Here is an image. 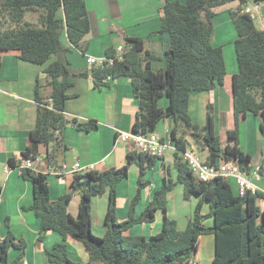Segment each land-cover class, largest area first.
Wrapping results in <instances>:
<instances>
[{"label":"trees","instance_id":"obj_1","mask_svg":"<svg viewBox=\"0 0 264 264\" xmlns=\"http://www.w3.org/2000/svg\"><path fill=\"white\" fill-rule=\"evenodd\" d=\"M163 3L161 27L157 34L167 35L169 48L165 54V66L154 71L152 62L157 57L146 49L145 40L124 37V52L121 57L117 49L109 47L102 66H93L91 75L94 87L109 86L110 79L128 77L133 93L139 101V111L132 124V132L147 135L155 132L161 121L171 119L173 127L170 141L175 147L174 166L178 171L174 180L166 170L162 185L152 201L140 215L136 207L141 201L142 191L149 185L144 181L146 170L152 168L156 159L128 148L126 163L105 171L90 170L75 173L71 192L58 200L50 198L48 175L31 168H21L23 161L32 162L41 158L39 147L46 145L48 153L44 161L49 169L59 166L58 152L62 130L68 125L64 112L71 96L72 87L69 50L61 41L66 30L70 44L79 48L91 31V22L85 0H0V52H14L24 62L44 65L52 55L58 59L44 70L51 87V94L43 97L36 87L38 104L37 122L30 132L29 144L19 160L9 159L13 168H18L21 177L30 182L33 203L24 210L32 211L41 220V236L55 232L62 237L46 256L53 264H197L200 237L213 235L215 254L211 264H264V194L251 192L240 197L232 186L222 178L200 182L191 173L183 153L191 147L189 137L199 148L207 149V161L233 160L242 170L251 172V156L240 150L239 126L248 115L261 118L260 132L264 151V27L259 29L255 21L243 12L247 0H186L185 3L160 0ZM237 2L239 7L230 11L236 28L234 47L238 71L232 77L234 129L227 131L223 145L215 133L213 107L208 105L204 125L194 123L189 114V99L192 92H211L224 83L227 74L226 62L221 47L213 44L215 9ZM258 2V1H257ZM63 10L64 19L58 17ZM36 14L35 22L26 16ZM2 57L0 55V71ZM87 76V73L82 74ZM167 98L163 108L159 101ZM74 120V124L77 125ZM86 132L98 129L96 121L81 124ZM139 165L137 193L130 202L128 217L120 221L117 217L118 185L128 177L132 164ZM183 186L184 198L195 197L198 203L193 217L185 230L178 229L177 220L168 216V194L174 187ZM109 191V205L105 216L106 233L97 237L92 233L91 203L93 197ZM74 194L80 195L78 219H73L68 206ZM208 203L210 211L202 213ZM157 212L162 213L161 231L146 239L144 236H127L125 232L139 224L152 223ZM212 218L213 225L204 221ZM8 225V221H7ZM9 227V226H8ZM68 237L81 243L89 255V262L76 263L69 258L66 240ZM12 248L21 250V259L26 248L24 239H17L9 229L5 238L0 236V264H17L10 261Z\"/></svg>","mask_w":264,"mask_h":264},{"label":"crops","instance_id":"obj_2","mask_svg":"<svg viewBox=\"0 0 264 264\" xmlns=\"http://www.w3.org/2000/svg\"><path fill=\"white\" fill-rule=\"evenodd\" d=\"M91 22V31L84 38L79 48L73 47L67 37L66 30L61 36L62 44L69 50L67 59L70 62L69 80L72 87L68 90L71 96L67 100L64 115L68 125L62 130L58 152L59 166L49 169L44 156L48 147H39L41 158L33 162L35 172L48 175L50 198L58 200L62 195L71 192V183L76 172L74 167L79 164L84 171H105L123 166L127 160L128 146L117 140L120 132H132V124L139 111V101L133 93L131 80L128 77H119L109 80V86L95 88L91 70L93 68L87 61L88 56L104 59L105 51L109 47H122L125 36L138 37L145 40L146 49L157 57L152 62L154 71L165 66V54L169 48L167 35L157 32L161 27L162 6L160 0H85ZM185 3L186 0H171ZM247 5L260 2L261 9L254 20L259 29L264 27V0H247ZM239 7L237 2L230 3L215 9L213 18L214 39L213 44L223 50L226 67L227 57L232 61L233 70L228 71L230 76L237 73V61L234 43L237 39L236 28L230 17V11ZM58 17L64 19L63 10H59ZM258 24V25H257ZM121 41V43H119ZM2 66L0 71V236L5 238L9 229L16 238L26 241V248L21 259V250L12 248L9 253L10 261L17 264H53L50 263L45 251L50 250L62 237L55 232L41 236V220L32 211L24 210L33 203V189L30 182L24 180L18 168H13L8 161L11 158L19 160L21 153L29 144L30 132L37 122L38 104L35 98L36 87L43 97L51 94L48 78L44 74L45 68L58 59L52 55L44 65L24 62L14 52L2 53ZM87 73V76L82 74ZM226 74V76H227ZM229 76V75H228ZM225 83L217 86L211 92H192L189 99V114L192 121L204 125L207 120L208 105L213 107L215 119V133L224 145L227 131L232 130L231 121L226 123L225 139L219 134V117L232 109V86L226 94ZM231 94V95H230ZM159 101L165 108L168 100ZM226 99V102H225ZM163 102V104H161ZM227 115V114H226ZM74 120L78 123L74 124ZM96 121L98 129L91 132L80 130L81 124ZM261 118L257 115H248L242 122L240 129V150L249 154L251 172L257 167L261 168L262 178L257 181L264 186V152L263 139L260 133ZM234 123V119H233ZM247 126V128H246ZM173 127L171 119L161 121L156 133L165 141H170ZM234 127V124H233ZM260 133V135H259ZM188 140L192 142V138ZM260 141V154L253 156L254 144ZM173 149H168L161 158L156 159L152 168L146 170L144 181L149 185L143 189L142 198L136 207V214L140 215L145 207L152 201L155 193L162 185V178L166 170L174 180H177L178 171L174 166ZM139 165L130 166L128 177L117 187V217L124 221L128 217L131 200L137 193ZM80 195L74 194L68 206V212L73 219H78ZM168 216L177 220L178 229H186L193 217L198 199H185L183 186L177 184L168 194ZM189 204V205H188ZM109 205V191L101 196L93 197L91 203L92 233L103 237L106 233L105 216ZM264 208V203H261ZM210 206L206 202L202 206V213L207 214ZM8 221V225H7ZM207 226L213 225V219L204 221ZM9 226V227H8ZM162 226V213L157 212L152 223L139 224L132 227L124 235L144 236L146 239L158 234ZM69 258L76 263L89 262V255L84 246L71 237L66 240ZM215 254V240L213 235L200 237V249L196 255L197 264H211Z\"/></svg>","mask_w":264,"mask_h":264},{"label":"built area","instance_id":"obj_3","mask_svg":"<svg viewBox=\"0 0 264 264\" xmlns=\"http://www.w3.org/2000/svg\"><path fill=\"white\" fill-rule=\"evenodd\" d=\"M261 9L260 2H254L253 4L246 5L243 8V12L249 15L253 20L257 19V12ZM123 47L117 48V53L121 57L123 54ZM106 61L111 65L113 59H95L93 57L88 58V63L92 66H102ZM117 140L126 144L128 148L137 153L146 154L152 157L163 156L168 149L175 151L174 145L171 141L163 140L156 132L149 133L147 135L136 134L133 132H120ZM183 159L187 162L191 173L200 182H209L216 178H222L230 185L233 183L237 188L236 195L243 197L246 193L252 194L262 193L264 194V186H259L257 181L262 178L261 168L257 167L254 171L248 173L240 167V165L233 161L220 160L217 163H209L207 160L200 159L192 148L187 149L183 153ZM33 162L30 160L23 161L20 164L21 168H32ZM79 164L74 167V172L79 173L81 171Z\"/></svg>","mask_w":264,"mask_h":264},{"label":"rangeland","instance_id":"obj_4","mask_svg":"<svg viewBox=\"0 0 264 264\" xmlns=\"http://www.w3.org/2000/svg\"><path fill=\"white\" fill-rule=\"evenodd\" d=\"M26 18L29 20V21H32V22H35L36 21V18H37V15L36 14H29L28 16H26ZM258 25V24H257ZM88 35V34H87ZM86 35V36H87ZM85 36V37H86ZM84 40V39H83ZM123 41V44H124V40ZM121 43V41L119 42ZM123 47V46H122ZM124 49V47H123ZM90 56L87 57V61H88V58ZM93 57V56H91ZM95 59H99V58H96V57H93ZM227 68H228V71L231 72V70H233V67H232V61L230 60L229 57H227ZM229 75V76H228ZM224 83H225V87H224V92L226 94H228V91H231V86H232V75L230 76V74H227V76H225L224 78ZM223 83V84H224ZM231 95V94H230ZM167 101V98L164 99V101ZM225 102H226V99H225ZM163 104V102L161 103ZM231 104H232V109L230 110V112H226V108L224 106V109L222 110L223 112H225L224 114L220 115L219 117V134L221 135V139L224 141L225 139V128H226V123L228 122V118H229V121H231V124H232V128L234 129L233 127V97L231 98ZM227 114V115H226ZM242 125V124H241ZM241 125L239 126V132H240V129H241ZM247 128V126H246ZM261 133V132H260ZM259 133V135H260ZM261 136V135H260ZM191 143V147L194 152L197 154V156L202 159V160H207V156H208V150L207 149H203V148H199L198 145L195 144V142L192 140ZM260 141L258 143V146H256V144H254V149H253V156L258 157L259 154H260ZM264 152V151H263ZM86 171L82 172V173H85ZM232 186V189L234 191V193H237V188L235 187V184H231ZM192 198V201H194L195 197H191ZM189 205V204H188Z\"/></svg>","mask_w":264,"mask_h":264}]
</instances>
